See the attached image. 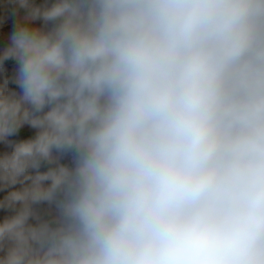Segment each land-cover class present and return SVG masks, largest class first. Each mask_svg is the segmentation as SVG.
<instances>
[{"label": "clouds", "instance_id": "1", "mask_svg": "<svg viewBox=\"0 0 264 264\" xmlns=\"http://www.w3.org/2000/svg\"><path fill=\"white\" fill-rule=\"evenodd\" d=\"M0 264H264V0H0Z\"/></svg>", "mask_w": 264, "mask_h": 264}]
</instances>
